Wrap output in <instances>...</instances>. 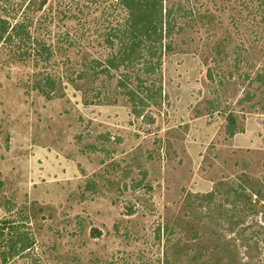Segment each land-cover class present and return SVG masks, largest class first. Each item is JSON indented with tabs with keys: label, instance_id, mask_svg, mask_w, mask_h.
Instances as JSON below:
<instances>
[{
	"label": "rangeland",
	"instance_id": "374dc122",
	"mask_svg": "<svg viewBox=\"0 0 264 264\" xmlns=\"http://www.w3.org/2000/svg\"><path fill=\"white\" fill-rule=\"evenodd\" d=\"M203 1L213 26L197 21L177 38L157 105L140 117L120 90L116 102L87 104L69 87L48 100L31 89L33 66L0 49L6 264H264V115L244 113L231 136L226 118L248 83L206 76L223 39L227 52L249 48L244 71H264V57L242 42L236 12ZM57 3L45 15L65 9ZM262 96L243 107L255 112Z\"/></svg>",
	"mask_w": 264,
	"mask_h": 264
},
{
	"label": "trees",
	"instance_id": "16d2710c",
	"mask_svg": "<svg viewBox=\"0 0 264 264\" xmlns=\"http://www.w3.org/2000/svg\"><path fill=\"white\" fill-rule=\"evenodd\" d=\"M50 3L51 0H0V49L16 64L33 66L31 89L48 100L63 98L72 88L87 104L116 102L114 94L122 91L133 103L137 117L149 105H157L162 68L165 59L176 52L177 38L193 28V23L203 22L204 28H210L215 19L210 9L199 11V7H210L203 0H58V6L65 9L56 11L55 17L45 15ZM213 4H219L222 12L237 13L238 17H234L236 13L231 17L233 25L249 37L242 42L264 57V0H219ZM66 19L75 20V24L65 25ZM226 43L228 40L223 39L212 49L214 59L207 79L213 82L218 77L221 83V75L227 72L232 80L237 76L238 82L242 81L239 84L248 83L245 103L253 101L254 96H264V71L256 74L251 68L244 71L240 67L248 59L249 48L241 46L235 53L227 52ZM231 54H239L238 59ZM263 96L258 105H253L255 112L243 107V99L242 110L228 114L231 136L245 119L244 113L259 111L264 115ZM212 200L210 195L209 202ZM3 230L1 227L0 243L4 240ZM92 234L95 238L101 236L96 229ZM18 243L21 241L11 242L12 250ZM25 246L23 249L30 247ZM2 256L6 264L9 258L1 253Z\"/></svg>",
	"mask_w": 264,
	"mask_h": 264
}]
</instances>
